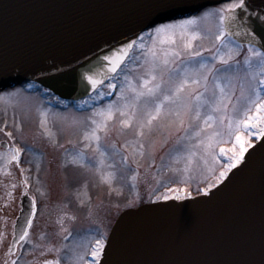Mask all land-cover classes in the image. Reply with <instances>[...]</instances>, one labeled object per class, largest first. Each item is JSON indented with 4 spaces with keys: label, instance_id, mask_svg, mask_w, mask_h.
I'll list each match as a JSON object with an SVG mask.
<instances>
[{
    "label": "rangeland",
    "instance_id": "rangeland-1",
    "mask_svg": "<svg viewBox=\"0 0 264 264\" xmlns=\"http://www.w3.org/2000/svg\"><path fill=\"white\" fill-rule=\"evenodd\" d=\"M229 4L206 7L192 15L199 17L205 11L223 9ZM217 25L216 16L200 21L197 31L201 38L193 41L192 48L187 51L177 39L175 47L180 51V57L169 67L181 68L187 64L190 74H195L199 68L197 61L208 63L220 43L215 38ZM152 31L145 30L141 34L144 36L145 51L134 48L130 62L119 73V79L113 81L117 83V90L103 99L94 93L86 100L87 104L80 101L71 105L63 102L61 105L62 101L56 95L34 80L0 89V264H11L17 259L18 264H45L46 261L56 260L59 249L65 252L68 248L71 253L69 264H81L95 239L107 236L113 220L124 210L150 201L165 200V195L175 196L176 193L169 192V189L179 188L180 194L186 189L189 194L198 195L201 190L219 183L216 178L228 163L227 156H219L215 162L209 159V164L205 165L204 158L207 157L199 146L200 140L185 137L187 117H184V127L180 128L174 117L162 116L153 122L151 131L146 129L145 135L140 138L136 135L137 123L134 122L131 128H123L120 123L123 118L117 115L109 122L107 132L101 133L100 151L103 156L97 152L95 141L85 140V133L92 128L90 120L100 119L94 117V112L109 103H119V85L124 76L136 81L145 74L148 67L144 63L146 51L153 42L148 33ZM226 39L231 40L229 47L235 49L236 45L240 46L238 54L230 62L231 70L219 73L221 83L229 94L224 103L231 116L234 107L241 108L244 104L242 90H246L249 82L254 84L256 80L264 79V73L255 61L251 67L245 63L249 58V45L231 37ZM253 47L260 50L257 46ZM196 52L203 54V60L195 57ZM215 67L224 66L215 62ZM162 75L166 90L169 87L168 72ZM226 78L231 79L230 86ZM192 90L202 92L203 85H192L189 91ZM219 95L218 89L215 96L212 94L210 76L209 91L206 93L209 104L219 99ZM143 108L141 101L137 121L142 119ZM209 110L208 106L204 109L205 112ZM219 128V124L215 128L209 127L201 138ZM255 131L244 133L252 145L260 139L259 135H252ZM7 132L12 135L7 136ZM224 139L227 141L228 137ZM2 142H9V147L3 148ZM233 146L234 139L214 145V154L219 153V148ZM14 147L20 148L23 153L20 166L16 162L9 163V148ZM189 153L195 155L193 163L188 165L191 170L186 173L183 169ZM124 157H127L126 162ZM209 169H214V172ZM108 174H112V178L105 182L102 177ZM133 177L136 179L133 180ZM25 179L31 183L29 192L37 198L38 212L30 229L28 244H21L18 256L11 260L9 249L12 246L13 225L21 210Z\"/></svg>",
    "mask_w": 264,
    "mask_h": 264
},
{
    "label": "water",
    "instance_id": "water-1",
    "mask_svg": "<svg viewBox=\"0 0 264 264\" xmlns=\"http://www.w3.org/2000/svg\"><path fill=\"white\" fill-rule=\"evenodd\" d=\"M227 1L197 0L206 6ZM250 1L256 5L247 6V13L257 22L264 17V0ZM158 2L0 0V82L11 86L36 80L70 100L92 94L90 89L85 93L82 73L149 28ZM257 36L255 44L264 49ZM261 144L264 139L207 195L125 210L112 227L100 264H264ZM1 146L9 147L6 142ZM32 200L29 194L21 198L17 236Z\"/></svg>",
    "mask_w": 264,
    "mask_h": 264
},
{
    "label": "snow or ice",
    "instance_id": "snow-or-ice-1",
    "mask_svg": "<svg viewBox=\"0 0 264 264\" xmlns=\"http://www.w3.org/2000/svg\"><path fill=\"white\" fill-rule=\"evenodd\" d=\"M207 6L198 3L197 0H159L156 5V17L150 22L149 27L153 31L148 33L152 38V47L146 51V59L144 63L148 66L145 74L136 81L129 80L125 75L123 81L119 85V103H109L105 108L94 112V117L90 123L92 128L85 133V140H93L96 143V150L103 156L100 151L101 133H106L109 122L113 121L117 115L122 117L120 123L123 128H131L134 122L137 123L136 135L143 138L145 130L151 131L153 122L164 117H174L179 127H184V117L188 118V129H185L186 138H196L200 140V147L204 150V164H209L218 160L219 156H227L228 163L224 170L219 172L216 178L219 183H223L228 179L230 170L239 166L245 159V154L252 145L251 140L244 135L246 132H252V135H259L264 139V79L256 80L253 84L249 82L246 90H242L244 104L241 108H233L232 115H228V107L224 103L229 94L226 92L224 84L221 83L219 73L231 70V61L238 54L239 45L235 49L229 47L231 40L226 39L232 35H246L249 37V58L245 63L251 67L253 61L261 68L264 73V50H257L253 45L256 42L257 35L264 40V17H258V23L255 28L251 27L244 21V15L247 13V5L245 0H233L226 8L215 9L213 11H205L199 17L192 15L193 12H200ZM177 16L186 18L175 21ZM209 16L218 18L216 40L219 46L216 54L211 57L208 63H199V68L195 70V74H190L187 64L181 68H170L178 57L180 51L176 50L177 39L182 42L183 50L187 51L192 48V42L200 39L197 31L200 21L207 19ZM241 28L242 31L234 32L233 27ZM139 41V43H138ZM171 46V47H166ZM145 51L144 36L140 35L135 40H130L121 48L114 50L111 54L98 57L97 61L82 73V80L85 82V93L89 89L96 93L101 99L105 95L111 94L117 90V83L113 82L119 79V73L124 71L127 66L129 57L134 48ZM195 57L203 60V54L196 52ZM215 62L224 66L216 68ZM238 68V66H237ZM168 72L169 87L165 90L163 87V75ZM216 73L217 75H212ZM212 80V94L215 96V90H219V99L209 104L206 93L209 91V77ZM228 79V85H231V79ZM203 85L204 91H189L192 85ZM8 85L0 82V87ZM109 91H105L104 89ZM246 91V95H245ZM12 95H15L13 93ZM143 101L142 119L137 121V114L140 103ZM230 103V100L228 101ZM87 104L88 101H84ZM209 107V111L205 112V107ZM167 109V111H166ZM220 113L219 116L216 114ZM43 115H47L44 113ZM201 122L203 127H201ZM219 124L220 128L209 133L205 138L204 133L209 127L215 128ZM222 129V130H221ZM11 136V132L6 133ZM227 136L226 141L224 137ZM234 139L232 148H219V153L214 154V145L231 142ZM143 148V144L139 145ZM115 147V146H113ZM261 150L264 151V144H261ZM9 163H19L21 150L19 148H9ZM229 153H231L229 155ZM142 154V153H141ZM79 155V154H78ZM195 153H189L186 157L187 164L183 169L189 172L191 169L188 165L193 163ZM127 161V157L123 158ZM76 159H73V163ZM214 172V169H209ZM112 178V174L103 176L102 179L108 182ZM136 177H133L135 180ZM186 182V181H185ZM27 187V179L24 181ZM16 187L15 184L12 185ZM208 189L204 190V195L208 194ZM199 191V189H198ZM169 192H175V196L165 195V200L175 199L183 200L189 197V192L185 189L183 195L180 194L179 188L169 189ZM24 195L27 196V190ZM23 213V208L21 209ZM35 217V200L30 204L27 215L24 216V223L19 230V235L13 234V243L9 249L10 255H15L13 249L20 250L21 244H28L30 229L32 228V220ZM106 242L100 237L95 239L94 246L91 249L92 259L88 264H100L101 257L105 254ZM81 259H83L81 257ZM11 264H18V259L11 261ZM45 264H60L59 260H49Z\"/></svg>",
    "mask_w": 264,
    "mask_h": 264
},
{
    "label": "flooded vegetation",
    "instance_id": "flooded-vegetation-1",
    "mask_svg": "<svg viewBox=\"0 0 264 264\" xmlns=\"http://www.w3.org/2000/svg\"><path fill=\"white\" fill-rule=\"evenodd\" d=\"M245 2H246V0H245ZM230 3H232V2H230ZM244 21L247 22L249 25H251V27L255 28V23H254L255 21H254V19L252 20V18L250 17V15L248 13L244 15ZM233 31L239 32V31H242V29L234 26ZM231 38H233L235 41L241 42V43L248 44V42H249V37L246 35H232ZM29 186L31 187V183H29ZM23 189H24V183H23ZM114 222H115V219L113 220V223ZM93 246H94V244H93ZM93 246H91V248ZM59 250L61 253L59 252L58 256L56 257V260H59V262H61L60 264H69V258L71 257V253L69 252L70 251L69 248L65 249V252L62 249H59ZM16 256H18V255H15L14 257H16ZM14 257H12L11 260H13ZM91 259H92V257H91V249H90V251L85 256V260L81 264H88V262Z\"/></svg>",
    "mask_w": 264,
    "mask_h": 264
},
{
    "label": "bare ground",
    "instance_id": "bare-ground-1",
    "mask_svg": "<svg viewBox=\"0 0 264 264\" xmlns=\"http://www.w3.org/2000/svg\"><path fill=\"white\" fill-rule=\"evenodd\" d=\"M246 5L249 6V5H251V3L249 2V3H247Z\"/></svg>",
    "mask_w": 264,
    "mask_h": 264
}]
</instances>
